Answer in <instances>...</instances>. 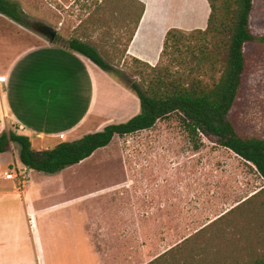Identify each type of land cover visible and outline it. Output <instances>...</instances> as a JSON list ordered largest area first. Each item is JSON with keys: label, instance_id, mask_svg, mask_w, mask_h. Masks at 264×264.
Wrapping results in <instances>:
<instances>
[{"label": "rangeland", "instance_id": "rangeland-1", "mask_svg": "<svg viewBox=\"0 0 264 264\" xmlns=\"http://www.w3.org/2000/svg\"><path fill=\"white\" fill-rule=\"evenodd\" d=\"M19 1L25 7L34 1L44 3V0ZM53 1L57 10L52 11L59 15L64 8L62 2L67 0ZM215 3L222 7L223 0ZM71 7L68 11L78 19L63 26L58 20L33 22L56 29L58 42L54 43L60 46L71 39L68 31H72L97 47L106 61L123 73L119 77L92 63L98 73L112 79L109 99L112 113L97 131L127 122L140 113V101L128 86V79L145 89L154 76L150 68L124 58L140 6L130 0H76ZM250 28L254 35L264 36V0H253ZM0 31L8 33L18 52L49 42L38 28L24 27L2 14ZM185 38L182 51L165 54L157 70L169 74L171 79L183 77L187 83L194 79L211 83L212 76L218 79L220 66L211 69L208 60L199 58L198 51L193 54L187 50H198L202 36L190 33ZM245 52L249 68L231 118L241 135L264 139V45H248ZM11 54L0 47L4 64ZM103 95L107 94L101 88L100 99ZM86 134L80 131L66 139L62 137V141ZM32 143L38 152L51 145L38 140ZM11 151L0 157V185L4 191L18 189L16 180L2 177V173L13 168L5 161L14 153L18 169L35 184L38 206L45 199L55 202L98 190L117 193L87 199L76 206L74 210L81 214L77 230L70 225L71 209L59 213L67 225H58L53 247L46 245V264H99L97 259L104 254L108 247L104 245L111 235L112 257L118 259L126 251L125 264H249L264 251V180L253 166L232 151L204 137L192 141L177 114L158 121L150 130L122 138L115 136L109 146L56 174L24 168L20 147L11 143ZM132 192L138 193L137 199ZM146 194L151 203H148L149 221L128 222L131 214H138L143 208L137 204L134 211L129 209L130 203H146L143 196ZM5 202L14 207L21 201L10 195ZM139 225L141 229L136 228Z\"/></svg>", "mask_w": 264, "mask_h": 264}, {"label": "crops", "instance_id": "crops-1", "mask_svg": "<svg viewBox=\"0 0 264 264\" xmlns=\"http://www.w3.org/2000/svg\"><path fill=\"white\" fill-rule=\"evenodd\" d=\"M13 1L23 8L31 21L58 20L63 26L67 21L78 19L68 11L76 0L62 2L64 8L59 15L52 11L57 10L53 0H44L43 4L34 1L29 3L30 7H25L19 0ZM133 1L144 5V12L124 58H135L152 67L161 62L165 38L171 29L185 33L205 30L211 15L209 0ZM6 34L0 31V47L12 54L6 64L0 56V135L13 130L30 137L32 142L51 143L46 148L50 149L64 142L62 137L66 139L80 131L88 134L99 132L97 129L106 123V116L112 113V100H109L112 98V79L98 73L90 60L65 46L44 41L39 46H28L18 52L19 49ZM68 35H71L70 38L78 37L72 31H68ZM101 88L107 95L100 99ZM9 152L12 151L2 153L0 157ZM11 156L5 162L13 167L10 169L13 171L18 166L14 153ZM8 172L2 173L4 179ZM34 187V182L30 180L24 187L18 183V189L13 191H4L0 185V264H46V245L53 247L58 225H67V220H63L59 213L71 209L70 225L72 230H77L81 214L74 210L76 206L87 199L117 195L116 191L98 190L67 196V199L55 202L45 199L38 206ZM131 194L138 198V193ZM10 195H16L21 202L10 207L5 202ZM143 196L146 203H130L129 209L134 211H137V204L143 208L139 209L140 213L131 214L128 222L147 224L149 221L148 205L151 203L147 201L149 195ZM107 242L104 254L97 259L99 264L128 262L126 251L118 259L112 257V235ZM136 244L139 242L136 241Z\"/></svg>", "mask_w": 264, "mask_h": 264}, {"label": "trees", "instance_id": "trees-1", "mask_svg": "<svg viewBox=\"0 0 264 264\" xmlns=\"http://www.w3.org/2000/svg\"><path fill=\"white\" fill-rule=\"evenodd\" d=\"M209 2L211 15L207 28L191 32L202 36L198 50L195 48L187 50L193 54L198 51L199 58L208 60L211 69L220 66L221 75L218 79L212 76L211 83H206L202 79H194L187 83L183 77L171 79L169 74L159 72L157 70L159 64L152 67L132 58L135 63L150 68L154 75L145 89L139 83L128 79V86L140 101L139 114L127 122L108 125L102 131L61 142L41 152L34 149L30 137L9 130L0 135V154L10 151L11 143H14L20 147L19 157L24 168L56 174L67 167L80 164L97 150L109 146L115 136L122 138L150 130L158 121L177 114L192 141L204 137L232 151L253 166L264 180V139L241 135L231 118L249 68L245 49L252 44L264 45V36L254 35L250 28L253 0H223L222 7H218L215 0ZM137 5L140 6V12L124 52L144 12V5ZM0 14L24 27L36 28L20 5L12 0H0ZM186 34L190 33L177 29H171L167 33L161 61L171 50L182 51ZM65 47L87 58L101 70L119 77L123 76L121 71L105 60L97 47L86 40L72 37L65 42ZM249 264H264V251Z\"/></svg>", "mask_w": 264, "mask_h": 264}, {"label": "built area", "instance_id": "built-area-1", "mask_svg": "<svg viewBox=\"0 0 264 264\" xmlns=\"http://www.w3.org/2000/svg\"><path fill=\"white\" fill-rule=\"evenodd\" d=\"M5 179L7 180H17L20 187H24L28 182V176L24 171H19V169H14L6 173Z\"/></svg>", "mask_w": 264, "mask_h": 264}, {"label": "water", "instance_id": "water-1", "mask_svg": "<svg viewBox=\"0 0 264 264\" xmlns=\"http://www.w3.org/2000/svg\"><path fill=\"white\" fill-rule=\"evenodd\" d=\"M38 31L43 34L50 43H54L58 36V31L51 26L44 25V24H35Z\"/></svg>", "mask_w": 264, "mask_h": 264}]
</instances>
